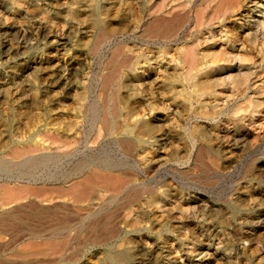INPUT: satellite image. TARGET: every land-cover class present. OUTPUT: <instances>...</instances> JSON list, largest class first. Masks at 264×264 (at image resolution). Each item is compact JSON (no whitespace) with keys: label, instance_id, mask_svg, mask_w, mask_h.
Masks as SVG:
<instances>
[{"label":"rangeland","instance_id":"rangeland-1","mask_svg":"<svg viewBox=\"0 0 264 264\" xmlns=\"http://www.w3.org/2000/svg\"><path fill=\"white\" fill-rule=\"evenodd\" d=\"M0 264H264V0H0Z\"/></svg>","mask_w":264,"mask_h":264},{"label":"bare ground","instance_id":"bare-ground-1","mask_svg":"<svg viewBox=\"0 0 264 264\" xmlns=\"http://www.w3.org/2000/svg\"><path fill=\"white\" fill-rule=\"evenodd\" d=\"M200 13H201V11H200ZM148 25V24H147ZM183 57H184V59L185 60H188V61H190V62H194L195 60H196V58H197V55H196V53H195V51H194V49L193 48H189V49H185L184 51H183ZM110 129V128H109ZM132 129V124H130V123H126V125H125V127H124V130L125 131H128V130H131ZM101 174V173H100ZM99 175V174H98ZM107 175V174H106ZM102 175H100V177H101ZM109 176V175H108ZM111 176V175H110ZM114 176V175H113ZM116 177H117V175H116ZM91 178V177H90ZM109 178V177H108ZM118 178V177H117ZM122 178V177H121ZM75 179H77V178H75ZM70 181H72V180H70ZM75 184V183H74ZM75 187V186H74ZM73 187V188H74ZM83 187V186H82ZM114 187V186H113ZM69 188H71L70 186H69ZM111 188V187H110ZM72 189V188H71ZM86 190V189H85ZM93 190V189H92ZM83 191V190H82ZM72 193V192H71ZM75 193V192H74ZM81 196V195H80ZM86 197V196H85ZM67 241V240H66ZM54 242V241H53ZM56 242V241H55ZM32 243V242H31ZM41 243V242H40ZM47 243V242H46ZM62 246V245H61ZM58 248V247H57ZM110 256L113 258V259H115V260H120V256H119V254L117 253H112V254H110ZM124 260V259H123Z\"/></svg>","mask_w":264,"mask_h":264}]
</instances>
